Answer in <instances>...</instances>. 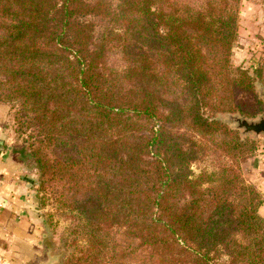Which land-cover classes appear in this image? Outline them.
<instances>
[{
    "label": "trees",
    "instance_id": "trees-1",
    "mask_svg": "<svg viewBox=\"0 0 264 264\" xmlns=\"http://www.w3.org/2000/svg\"><path fill=\"white\" fill-rule=\"evenodd\" d=\"M241 2L0 0V102L29 132L42 184L70 176L77 193L85 175L105 215L97 187L113 171L109 219L128 244L112 264H264V196L240 169L256 141L213 116L264 112L231 64ZM210 152L218 169L192 176ZM99 245L63 264H90Z\"/></svg>",
    "mask_w": 264,
    "mask_h": 264
},
{
    "label": "rangeland",
    "instance_id": "rangeland-1",
    "mask_svg": "<svg viewBox=\"0 0 264 264\" xmlns=\"http://www.w3.org/2000/svg\"><path fill=\"white\" fill-rule=\"evenodd\" d=\"M231 64L236 70L246 69L250 72L257 98L264 104V3L261 0H242L240 4L238 31L232 48ZM0 104L7 107L6 123L9 125L13 144L22 149L20 156L22 163L29 158L24 166L34 174L30 185L38 207L39 228L36 238L38 254L36 259L23 264H63L69 258H77L84 253L93 254L100 247L99 241H103L107 248L100 254L94 255L90 264H112L116 257L114 246L119 247L120 244L123 246L124 254L127 253V237L120 236L117 225L111 223L109 219L110 213L114 212V207L117 205V201L112 197L115 188L113 171L108 170L102 179L107 182V187L105 185L97 187V192L101 189L107 192L105 215L102 211H93L92 203L88 205L87 199L94 192L89 189L87 180L84 179L85 175L82 176L83 182H80L82 184L77 193L72 188L74 180L70 176H66L65 185L59 188L56 185L49 186L51 183L48 182L42 184L40 170L30 155L29 132H20L17 128L14 103L1 101ZM235 113L238 114V112H232V114L216 112L213 116L225 123L228 128L236 130L241 139L249 138L256 141L254 154L240 164L243 178L252 183L249 179L255 171L264 173V138L262 135H241V130L235 127L236 123L229 122V115ZM262 116L264 117V112L246 118L258 119ZM180 132L186 133L183 128ZM187 133L190 135L189 140L204 141L199 135H192L190 131ZM219 166V158L215 153L198 154V157L190 163V171L192 176H196L202 171L217 170ZM95 180H98V176ZM253 184L257 187L255 183ZM59 191L62 192V198H59L62 203L55 200ZM118 251L116 248V252ZM102 256H104L103 260H101ZM125 258H128V255ZM125 264H129L126 259Z\"/></svg>",
    "mask_w": 264,
    "mask_h": 264
},
{
    "label": "crops",
    "instance_id": "crops-1",
    "mask_svg": "<svg viewBox=\"0 0 264 264\" xmlns=\"http://www.w3.org/2000/svg\"><path fill=\"white\" fill-rule=\"evenodd\" d=\"M7 119V107L0 104V264H23L38 254V207L30 185L33 171L23 165ZM249 180L264 195V173L255 171ZM258 211L264 217V202Z\"/></svg>",
    "mask_w": 264,
    "mask_h": 264
},
{
    "label": "water",
    "instance_id": "water-1",
    "mask_svg": "<svg viewBox=\"0 0 264 264\" xmlns=\"http://www.w3.org/2000/svg\"><path fill=\"white\" fill-rule=\"evenodd\" d=\"M264 96V93H263ZM232 114V113H228ZM218 119V118H216ZM229 122L236 123V128L241 130V135L254 134L256 136L262 135L264 138V117H259L258 119H247L244 116L235 113L234 115H229ZM29 161L27 158L23 165Z\"/></svg>",
    "mask_w": 264,
    "mask_h": 264
}]
</instances>
